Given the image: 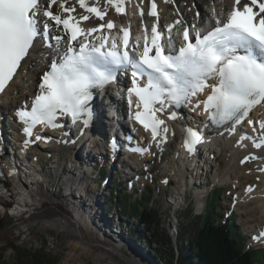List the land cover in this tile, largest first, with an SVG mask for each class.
Segmentation results:
<instances>
[{
    "label": "snow or ice",
    "instance_id": "6c2138e0",
    "mask_svg": "<svg viewBox=\"0 0 264 264\" xmlns=\"http://www.w3.org/2000/svg\"><path fill=\"white\" fill-rule=\"evenodd\" d=\"M77 3L101 20L106 15V10L89 6L86 0ZM106 3L116 6L118 13L125 11L124 0ZM66 4L67 0H0V93L12 81L21 62L30 56V50H34L37 37L47 41L51 28H62L69 42L59 60H52L49 70L42 74L30 110L27 105L17 110L29 137L37 125L61 127L56 123L58 115H71L74 122L82 119L87 126L93 115V89L112 83L121 70L131 78L128 104L132 106L133 95L138 98L136 107L142 105L143 110L135 112V119L145 129H151L153 139L164 124L157 112H163L168 104H191L192 98L205 89H210V93L195 104L194 110L202 104L210 120L217 124L231 122L233 132L235 125L242 122L254 123L247 119L249 114L264 103V0H248L242 6L241 0H233L223 19L213 9L214 27L202 29L195 23L184 27L178 33L182 37L178 47L173 42L172 29L180 20L166 25L164 32L158 30L157 24L151 26L150 32L145 26L143 36L137 35L130 44L128 27H121L116 35H111V21L82 27L81 21H87L89 15L77 18L71 15L75 6ZM143 14L141 8L140 15ZM149 15L159 19L155 0H151ZM105 29L109 34H104ZM98 32L100 35L94 37ZM65 36L52 37L57 47ZM46 47L53 45L49 42ZM176 115L173 112L170 118L175 119ZM260 128L264 129V121ZM186 131L185 145L193 152L202 136L191 127ZM167 132L165 127L164 139ZM36 139L41 137L37 135ZM254 147L264 148V134Z\"/></svg>",
    "mask_w": 264,
    "mask_h": 264
},
{
    "label": "bare ground",
    "instance_id": "6f19581e",
    "mask_svg": "<svg viewBox=\"0 0 264 264\" xmlns=\"http://www.w3.org/2000/svg\"><path fill=\"white\" fill-rule=\"evenodd\" d=\"M137 1L140 2L143 7L140 6ZM155 1L160 2L161 20L159 22V27L163 30V32L165 31V26L168 25V22L170 24H174L176 20H182L181 24L175 25L172 29L173 42L177 47L182 40V37L178 33H180L184 27H189L193 23L202 29H206L208 26L213 27L215 24L213 9L216 10L215 14L220 15L223 19L224 15L231 10L230 4L233 3V0H208L206 2L207 7L205 9L203 2L198 1L196 2L197 8L194 10V15H192L195 18H193L190 12L191 6L185 4L184 1H182L183 10H181V15H176L175 12L171 10L168 2H163V0ZM92 2L96 3L98 6H102L107 12L109 11V5L106 3V0H99L98 3L97 0H92ZM66 6H75V8H77V10L72 14L89 15L90 18L88 21L84 22L85 28L95 27L100 24H107L109 21L113 22L114 28L111 30V35H116L119 32V29L123 27L127 18L140 20L142 22L141 27L134 24L136 37L137 35L143 36L142 31L145 26L148 25V21L150 19L148 13L151 10V0H130V13L127 16L119 17L116 20L114 18L111 20L110 17L101 20L94 14H89L86 11L79 10L77 0H67ZM52 7L54 11L57 10L56 6ZM141 8L143 9V16L140 15ZM196 11H200L201 14L195 16ZM103 31L105 35L109 34L107 29ZM50 32L51 35L48 37L47 41H43L42 43L40 42L41 44H36L34 46V50H32L30 56L22 62L16 77L4 91L5 95L3 100L5 101V106H7L8 109L16 111L18 108L27 105V103L31 104L32 98L38 94V85L41 82L42 74L47 71L51 61L61 56L68 46L69 42L65 33L62 31V28L53 27L50 29ZM57 34L65 36V39L61 41L59 47L56 46L54 39H52V37ZM98 35H100L99 32L93 34L94 37ZM49 42L52 43L53 47H46V43ZM72 43L75 44L76 42ZM126 82L128 83V87H130L131 80L126 79ZM118 91L120 90L118 89ZM125 99L128 104L127 93H125ZM128 107H130L129 104ZM116 115L119 116V113H116ZM215 141L216 143L212 145V149L210 150V159L207 162L208 165H212L213 168L216 169L215 179L217 181L233 180L234 183L238 185L241 183V175L249 173L256 180L252 183V185L248 187L245 186L243 190L237 188L234 193H236L235 199L239 202V206L248 212L250 218H253V224H255L253 226L255 228L257 227V229H260V227L263 228L264 166L260 159H258L257 162H252V160L255 156H257V158H262L264 148H256L254 145H249L242 139H235L234 136H229L227 133L217 134L215 136ZM101 144H104V142H99L98 145ZM95 146L96 144L93 142H89L85 145V147L91 151L96 150ZM108 149L111 148L108 146ZM70 150L74 151L75 148H70L68 145H64L63 155H68ZM35 151L42 155L47 154V150L43 147H36ZM165 154L166 153L163 155ZM1 157L4 159L7 158L5 149L2 151ZM246 157H248V159H246ZM137 158L138 160L140 159L143 161V166L146 164H152L150 156L148 155H137ZM171 158V163L166 161L171 166V174L173 173V175L170 176H173L176 179L181 178L180 180L182 181L185 180L187 177H185V174H188L189 176L191 174V170L188 172L182 170V164L184 161L176 158V153L173 154ZM85 163L88 164L90 162L86 160ZM6 165L7 164L5 163V166ZM37 165L42 168L44 167L42 162H38ZM67 166L71 171L72 166H69V164H67ZM76 166L78 167V172H80L82 176H69L64 179L61 177L58 182L60 183L63 180V182L67 184L69 192L84 191L85 194L83 202L78 200L77 197L72 200L69 196L66 197L67 194L66 196L60 194L57 189L54 190L52 186L45 184L46 182H35L31 183L30 186L23 183L21 180H18L14 174L8 175L9 172H12L10 169L4 171V177L1 180V186L5 189L4 198L0 199V238L11 237L16 232L23 231V228L25 227L33 229L34 226L38 225L41 228L48 229L49 224L57 226L67 223L75 229L77 235H81L83 240L87 242V233H85L87 231L85 230L86 228H83V225H91L94 217L100 213V197L96 187L94 186L92 178L90 176H86L85 172L80 166H78V164ZM248 166H252V168H248ZM66 170L67 167H64L61 172ZM75 183L78 184V186L74 187ZM202 190L203 191H197L198 196L205 194L208 188H204ZM184 196L186 197L185 188ZM175 203L178 204L179 201H175ZM204 204V200L199 199V210L203 208ZM96 218L97 216L95 219ZM99 218L103 217L99 215ZM94 226L96 225L94 224ZM104 227L109 229V223L107 222L104 224ZM96 229L104 236L102 228L96 226ZM105 233L107 234L106 231ZM115 237H113V240H115ZM118 243L124 245V242L121 240L120 242L118 241ZM81 246L84 248L87 247L84 245L83 241H76L73 247L78 249V247L80 248ZM93 248L95 249L93 245L89 246L90 251H93ZM134 249V251L132 249H128L130 255H136V252L139 250L137 247H134ZM142 250L144 249L142 248L141 251ZM127 257L130 258V256ZM144 257L147 258L145 255ZM130 264H137V262L134 260L131 261ZM148 264L151 263L148 262Z\"/></svg>",
    "mask_w": 264,
    "mask_h": 264
},
{
    "label": "rangeland",
    "instance_id": "374dc122",
    "mask_svg": "<svg viewBox=\"0 0 264 264\" xmlns=\"http://www.w3.org/2000/svg\"><path fill=\"white\" fill-rule=\"evenodd\" d=\"M198 1L203 2V6L206 9V2L208 0H186V3L191 5V8L193 9L196 8V2ZM197 12L199 13L200 11H196V13ZM2 102L4 103L5 101L2 100ZM173 147L174 146H170L169 153L165 154L167 160H162L161 162L159 160L156 161V171H153V173L154 176H158V179H155L153 185L148 186L146 189H143V186L142 188H138L139 191H136L134 199L129 198L133 203H135V198L142 195L143 192L147 197L150 196L149 200H145L143 206L147 205L148 207H152L161 216L158 217L160 218L159 223L153 224L151 230L147 231L144 224L136 221V219L133 220L132 217L126 218L125 220L129 223L127 225L128 231L125 232L123 229L125 235H123V237L116 236L115 240H113L110 235H101L96 229V223L93 221L91 225H83V228H86L85 230L87 231L85 232L87 233L86 237L88 239L86 242L83 240L82 236L77 235L75 229L67 223L57 226L49 224L48 229L41 228L38 225L34 226L33 229L25 227L23 228V231L16 232L11 237L0 238V264H20L21 261L27 262L25 254L28 252L33 253L36 250H39L40 253L48 252L51 258H60V264H130V262L134 260H136L137 264H148V262L151 264H167L166 260L169 258L171 253L178 252L181 245H187L186 240H189V236L193 234L197 216L201 215L203 210H206V206L209 203L208 198H210L216 190L221 188L220 194L222 196V203L227 205V203H233L234 191L237 188L243 190L245 186L248 187L256 181L249 173H245L241 175V183L236 185L233 180H230V183L227 180L217 181L214 173L210 175L211 182L228 184L215 188L208 198L196 197L193 192H187L185 197L184 188L187 187L185 186L186 179L182 181L180 180L181 178L176 179L173 176H170L173 175V173L171 174V166L166 162H172L171 156L175 154ZM50 152L55 153L54 151ZM59 153L60 155H63V151ZM67 164L68 163L61 158L60 160L49 161L45 165V173L49 175V172L52 171L51 179H49V182L46 181L45 184H49L54 188V190L57 189L60 194L65 196L66 194L63 189H61V184L58 181L63 175V172H61L62 169L67 167V170H69ZM248 168H252V166H248ZM213 170L216 172L215 168H213ZM63 177L66 178L69 176L65 174ZM168 181H171L173 184L171 185L170 183H167ZM107 185L110 187V183ZM94 186L96 187L102 201L103 193L101 188L98 189L96 183H94ZM197 191L203 190L201 187H197L196 194ZM57 195L60 196L59 194ZM115 195L116 193H114L112 198L110 197L113 204H116L117 206L125 204L124 201H126V195L124 193L120 194L122 197L121 202L116 200L117 197ZM175 196H177L176 200H174ZM69 198L73 200V198ZM199 198L204 200L205 203L203 208L200 210ZM78 200L83 202L82 198H78ZM104 200H107L106 195ZM175 201H179L180 204L175 203ZM226 211L227 208L225 206L223 214ZM232 218L236 220V225L241 230V233L246 235V247L248 248V233H250V231L253 233L255 232L253 218H250L248 212L241 206L238 207V212L235 213ZM114 219L116 220L117 217H114ZM226 219L228 218H222L223 221ZM103 220L104 224L108 222L110 227V222L105 215H103ZM94 224L96 226H94ZM134 225H137L139 230L145 233L143 234L144 238H146L145 236L150 237L151 233L155 231V233H157L155 243L153 242L149 245L144 238L140 236L138 237V234L132 235L130 227ZM173 225H176L177 227V235L175 231H172ZM182 225L184 226L183 230H181ZM109 232L110 229L107 230V233ZM171 232L174 233L173 236H171ZM179 232L184 233V237L181 240L177 237ZM120 240L124 242V245L118 244V241L120 242ZM76 241H83L84 245L87 247L84 248L81 246L80 248L78 247V249H75L73 246ZM91 245L95 247V249L93 248V251L89 250V246ZM133 246L139 249L136 252V255H130V252H128V249H132L134 251V248H131ZM142 248L144 250L141 251ZM156 249L161 250L162 254H158ZM262 249L257 250L255 254L262 256ZM126 255L130 256L131 259ZM144 255L147 258H145Z\"/></svg>",
    "mask_w": 264,
    "mask_h": 264
},
{
    "label": "trees",
    "instance_id": "16d2710c",
    "mask_svg": "<svg viewBox=\"0 0 264 264\" xmlns=\"http://www.w3.org/2000/svg\"><path fill=\"white\" fill-rule=\"evenodd\" d=\"M220 193L221 189L212 194L205 212L196 218L195 229L189 240H186L187 245H181L178 252L171 253L166 260L167 264H264V249L262 256L256 255V251L246 247V235L241 233L236 220H222L226 205L222 203ZM125 197V204L121 203L123 218L136 216L137 221L144 224L147 231L152 229L153 224L159 223L160 214L152 207L143 206L150 196L140 195L135 203L128 196ZM119 198L122 200L121 195ZM183 228L182 225L181 230ZM130 229L132 235L138 234V237L144 238L145 233L140 231L137 225ZM183 235L184 233L179 232L178 239H183ZM156 236L154 231L150 237L145 236L144 239L150 245L155 243ZM156 252L162 254L159 249H156ZM25 257L27 262L21 261L20 264H60V258H51L48 252L40 253L39 250L28 252Z\"/></svg>",
    "mask_w": 264,
    "mask_h": 264
}]
</instances>
